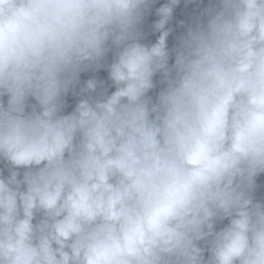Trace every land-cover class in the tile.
I'll return each mask as SVG.
<instances>
[{
    "label": "clouds",
    "instance_id": "1",
    "mask_svg": "<svg viewBox=\"0 0 264 264\" xmlns=\"http://www.w3.org/2000/svg\"><path fill=\"white\" fill-rule=\"evenodd\" d=\"M0 264H264V0H0Z\"/></svg>",
    "mask_w": 264,
    "mask_h": 264
}]
</instances>
